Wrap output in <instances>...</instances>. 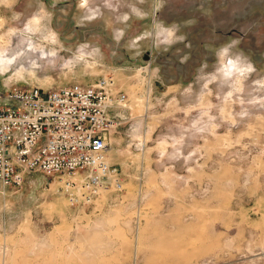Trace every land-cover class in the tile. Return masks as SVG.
<instances>
[{
  "label": "rangeland",
  "instance_id": "1",
  "mask_svg": "<svg viewBox=\"0 0 264 264\" xmlns=\"http://www.w3.org/2000/svg\"><path fill=\"white\" fill-rule=\"evenodd\" d=\"M0 59L126 98L109 174L0 185V264H264V0H0Z\"/></svg>",
  "mask_w": 264,
  "mask_h": 264
},
{
  "label": "built area",
  "instance_id": "2",
  "mask_svg": "<svg viewBox=\"0 0 264 264\" xmlns=\"http://www.w3.org/2000/svg\"><path fill=\"white\" fill-rule=\"evenodd\" d=\"M114 81L72 83L49 91L14 87L0 96V185L21 190L30 174L111 172L108 134L122 117ZM93 184L99 181L91 177Z\"/></svg>",
  "mask_w": 264,
  "mask_h": 264
},
{
  "label": "bare ground",
  "instance_id": "3",
  "mask_svg": "<svg viewBox=\"0 0 264 264\" xmlns=\"http://www.w3.org/2000/svg\"><path fill=\"white\" fill-rule=\"evenodd\" d=\"M9 65H10V62H9V61H8V62H7V61L5 62L4 59H3V60L0 59V66H1L2 68H4L3 71H4L7 67H9ZM7 69H8V68H7Z\"/></svg>",
  "mask_w": 264,
  "mask_h": 264
},
{
  "label": "water",
  "instance_id": "4",
  "mask_svg": "<svg viewBox=\"0 0 264 264\" xmlns=\"http://www.w3.org/2000/svg\"><path fill=\"white\" fill-rule=\"evenodd\" d=\"M149 59V57L148 56H146V60H148Z\"/></svg>",
  "mask_w": 264,
  "mask_h": 264
}]
</instances>
